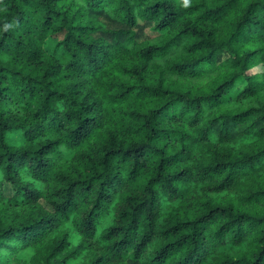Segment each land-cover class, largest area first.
Here are the masks:
<instances>
[{"label": "clouds", "instance_id": "1", "mask_svg": "<svg viewBox=\"0 0 264 264\" xmlns=\"http://www.w3.org/2000/svg\"><path fill=\"white\" fill-rule=\"evenodd\" d=\"M262 238L264 0H0V264H264Z\"/></svg>", "mask_w": 264, "mask_h": 264}, {"label": "trees", "instance_id": "2", "mask_svg": "<svg viewBox=\"0 0 264 264\" xmlns=\"http://www.w3.org/2000/svg\"><path fill=\"white\" fill-rule=\"evenodd\" d=\"M245 111H251V109L246 108ZM198 194L202 195V193H198ZM213 195L221 196L222 193H214ZM180 212H181V209L177 207H173V209L171 210H162V213H161L162 221L161 222H166L170 219H174L178 217ZM175 226H176L175 224L172 225V227H175ZM167 230L168 229L165 228V231ZM172 236H174L175 239L169 238L167 243L176 244L182 238L179 232L172 233ZM241 244H243L242 241H241ZM165 246H167V244H165ZM234 248L237 251L240 250L239 245H235ZM262 251H264V249H262ZM78 259L80 260V264H95L94 261H89L86 257H83V256L79 257ZM174 264H181V261L177 259L174 261ZM206 264H236V262L235 260L231 259L229 255V250L225 247H222L221 249H218L216 251H209V253L206 256Z\"/></svg>", "mask_w": 264, "mask_h": 264}]
</instances>
